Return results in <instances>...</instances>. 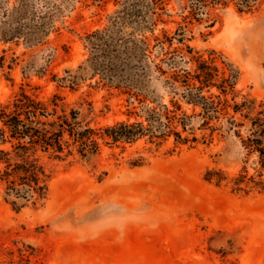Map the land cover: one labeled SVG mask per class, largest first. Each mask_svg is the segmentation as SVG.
Returning <instances> with one entry per match:
<instances>
[{"label": "rangeland", "instance_id": "374dc122", "mask_svg": "<svg viewBox=\"0 0 264 264\" xmlns=\"http://www.w3.org/2000/svg\"><path fill=\"white\" fill-rule=\"evenodd\" d=\"M224 2L0 0V106L21 91L57 93L101 128L147 125L150 110L176 102L181 136L197 140L144 136L86 159L45 157L44 200L15 209L0 189V264H264V190L249 180L264 185V169L242 146L249 125L237 114L241 128L203 127L170 83L200 56L233 76L229 103L264 110V0L250 12Z\"/></svg>", "mask_w": 264, "mask_h": 264}, {"label": "trees", "instance_id": "16d2710c", "mask_svg": "<svg viewBox=\"0 0 264 264\" xmlns=\"http://www.w3.org/2000/svg\"><path fill=\"white\" fill-rule=\"evenodd\" d=\"M224 1L195 0V3L201 9L209 5H224ZM260 1L239 0L247 12ZM189 8L192 15L193 6ZM190 60L195 62V69L181 75L172 73L170 83L183 87L181 96L186 104L200 108L198 115L205 128L211 121L221 119H226L229 130L241 128L245 123L236 120L235 115L239 114L249 125V135L241 141L242 146L258 155L260 168L264 169V110L250 116L253 102L229 103L226 96L233 92V76L219 77L216 67L201 60L200 56ZM159 71L164 73L161 69ZM213 87L218 91L217 95L209 94ZM203 91L208 94H203ZM263 106L264 103L260 107ZM171 107L163 105L160 111L150 110L147 125L120 122L93 128L79 109L66 105L64 98L57 93L38 99L21 91L6 105L0 106V189L5 200H9L15 209H20L26 203L35 205L45 199L49 178L43 162L45 157L59 161L74 156L86 159L99 153L101 143L131 144L144 136L150 140L173 136L175 143L181 144L196 142L194 137L181 136L187 131V117L184 114L178 116L180 106L176 102H171ZM241 179H237L235 184L242 183ZM249 180L254 187L264 190L261 181Z\"/></svg>", "mask_w": 264, "mask_h": 264}]
</instances>
